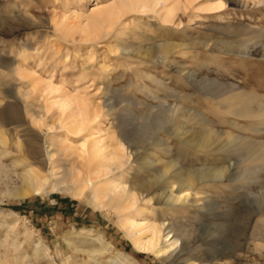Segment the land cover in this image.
<instances>
[{
    "label": "rangeland",
    "instance_id": "374dc122",
    "mask_svg": "<svg viewBox=\"0 0 264 264\" xmlns=\"http://www.w3.org/2000/svg\"><path fill=\"white\" fill-rule=\"evenodd\" d=\"M106 1L0 0V58L11 61V57L18 56L16 63L29 62L24 67L42 81L79 96L76 99L85 105V112L97 113L92 123L95 130L98 128L112 147L119 141L125 143L131 162L128 185L150 197L151 203L159 208L173 207L176 218L189 229H195L192 239L206 260L178 264H264V162L253 169H244L236 156L224 159L225 153L217 151L222 138L230 133L264 142V130L256 133L240 129L234 123L247 126V121L211 111L205 103L202 85L215 81L246 89L247 76L240 69L239 60H235L237 65L234 62L227 65V54L206 47L177 51L174 47L169 52L156 51L153 59L148 58L144 51L147 46L187 42L176 33V25L164 23L152 14H127L115 28L89 40L81 39L80 33L73 38L49 27L53 14L57 19L67 16L71 23L77 21L85 26L94 8ZM14 7L22 12L29 7L31 12H44L47 26L24 29L18 35L7 28L8 35H3V14L10 16ZM226 9L231 13L234 9L249 10L238 6ZM239 19L232 14L230 21L232 25L241 24L240 21L252 26L264 24V18ZM210 33L224 37L220 31ZM186 34L188 38H200L197 33L190 35L191 31ZM20 41L29 46H21ZM263 41L264 37L252 41L251 52H259ZM37 48L46 58L40 65L35 54ZM202 62L208 64L198 69L196 63ZM220 66L225 70L220 71ZM28 83L13 75L8 79L0 76V111L6 121H23L25 105H31V113L46 118V129L52 134L80 145L84 134L57 128L55 123L61 112L42 107L49 98L41 93L22 96ZM196 109L212 123L210 127L197 120L188 122L186 117ZM179 111L182 112L179 125L163 122L161 116L163 123H155L158 115L176 116ZM205 134L219 139L211 141ZM16 137L19 145L11 142L9 133L0 128V264H111L115 259L121 264H161L159 256L142 252L134 245L113 210H102L93 203L90 189L82 197L58 190L43 194L33 191L25 174L41 156L34 159L23 149L29 144L32 150L41 153L42 132L20 131ZM150 170L158 175L163 188L149 186ZM206 170L208 173H203ZM49 183L48 187L52 181ZM178 195L184 200L173 202ZM92 240H96V245L103 241L107 248L103 254H96V259L85 252L91 249ZM72 242L83 250L73 249ZM238 245H242L241 256L236 259L230 254Z\"/></svg>",
    "mask_w": 264,
    "mask_h": 264
},
{
    "label": "bare ground",
    "instance_id": "6f19581e",
    "mask_svg": "<svg viewBox=\"0 0 264 264\" xmlns=\"http://www.w3.org/2000/svg\"><path fill=\"white\" fill-rule=\"evenodd\" d=\"M97 5L99 6L100 2ZM227 6H238L249 10L245 12L234 9V13H231L226 9ZM30 10L29 7L25 10L26 12H22L23 10L20 8L14 7L10 16L5 12L2 17L1 33L5 36L8 35L6 29L9 28L12 34L18 35L24 29L46 27V14ZM27 11H29V15ZM93 11L92 17L89 16L90 21L85 26L77 21L71 23L67 16L57 19V16L53 14L50 16L49 27L65 35H71L73 38L77 33H80L81 39L89 40L96 38L105 30L115 28L118 22L130 13L152 14L159 17L164 23L176 25V33L179 32L187 39V42L176 43V46L166 42L147 46L144 50L147 57L153 59L156 51L169 52L174 47H176V51L179 48L206 47L227 54V59L231 63L227 65L232 66L235 60H239V67L247 76L245 78L246 89H235L219 82L205 81L202 84L207 97L205 103L211 111L218 115H232L247 121V126L234 123L240 129L256 133L264 130V95H260V92H264V45L259 52H251L253 45H250L252 41L264 37V24L256 25V27L252 26L250 22L246 23L245 19L243 20V18L251 20L264 18V0H107L105 5H100ZM232 14L239 16L241 18L239 20L244 22L240 21L241 24L232 25L234 24L230 21ZM232 21L234 22V20ZM212 30L220 31L224 37H214L210 33ZM188 31L192 32L190 35L197 33L200 38H190L191 36L188 38L186 34ZM19 44L29 46L25 41H20ZM26 47L25 49H27ZM39 50L37 48L35 51V54L39 56L38 65L46 59L41 56ZM181 52L185 54L187 51ZM50 57L54 56L50 55ZM11 58H13L11 61L0 58V76L3 79H8L13 75L17 79L28 80L27 89L21 92L22 96L27 97L34 93L43 94L50 101L42 104V107L61 112L55 123L57 128H66L75 134H84L80 145L69 142L67 138L55 136L46 129L48 126L46 118L31 113V105H25L26 118L23 121L8 122L0 111V128H4L9 133L11 142L16 145L20 144L19 137H16L17 132L24 131L25 133L33 129L42 132L41 153H36L29 144H26L23 149L28 156L34 159L41 156L39 160L37 159L38 161H33L30 164L28 172L25 174L33 191L43 194L50 190H58L70 193L75 197H82L90 189L93 203L102 210H113L117 214L120 226L134 245L142 252H152L159 256L161 264H178L179 261L190 260L202 263L206 260L203 251H200L199 245H196V241L192 239L195 229H189L188 226L181 223L173 214V207L159 208L151 203L150 197L134 191L133 187L128 185L126 178L131 169L130 153L124 142L119 141L112 147L110 145L112 143L99 134L98 128L95 130L96 126L92 123L96 121L97 113L92 114L87 112L88 110L85 112V105L76 99L79 96L66 93L61 87L52 85L48 81H42L40 77L28 71L29 69L24 66H28L29 62L24 65L20 61L16 63L18 56ZM196 64L198 69H203L208 63ZM235 65L237 64L235 63ZM218 69L225 70L224 66H220ZM76 104L80 105L82 109L78 108ZM179 114L182 115V112H177L176 116L158 115L155 117V123L173 122L179 125L181 117ZM160 116L164 117L163 122H161ZM186 118L188 122L197 120L195 122L209 127L212 124L197 109L189 113ZM10 123L14 126L11 127ZM140 135V139H142L144 132ZM207 139L217 141L219 138L209 135ZM222 139L223 141L220 139L222 142L217 146V151L225 153L224 159L236 156L244 169L256 167L257 164L264 162V142L252 141L247 137L231 133ZM118 171L119 175L116 174ZM147 172L149 186L163 188L158 175L153 170ZM203 173H208V170ZM49 180L52 181L50 187H48ZM165 194L164 190L163 196ZM182 199V195H178L172 201L179 202ZM158 203L161 204L160 201ZM126 211L128 214H123ZM133 211L135 213H129ZM159 215L164 218L159 219ZM92 241L91 249L85 252L91 259H96L97 255L103 254L107 248L103 241L99 245L95 244L96 240ZM73 244L72 242L73 249L83 250ZM241 248L242 245H238L230 255L239 259ZM111 264L121 263L119 259H115Z\"/></svg>",
    "mask_w": 264,
    "mask_h": 264
}]
</instances>
